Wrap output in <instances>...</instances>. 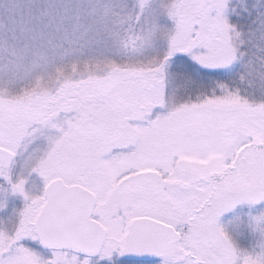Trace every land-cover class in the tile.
<instances>
[{
	"label": "snow or ice",
	"instance_id": "obj_1",
	"mask_svg": "<svg viewBox=\"0 0 264 264\" xmlns=\"http://www.w3.org/2000/svg\"><path fill=\"white\" fill-rule=\"evenodd\" d=\"M0 264H264V0H0Z\"/></svg>",
	"mask_w": 264,
	"mask_h": 264
}]
</instances>
